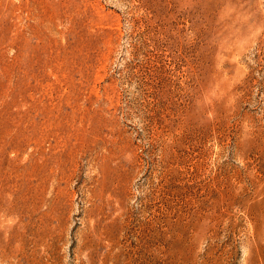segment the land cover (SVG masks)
I'll return each instance as SVG.
<instances>
[{"label": "rangeland", "instance_id": "rangeland-1", "mask_svg": "<svg viewBox=\"0 0 264 264\" xmlns=\"http://www.w3.org/2000/svg\"><path fill=\"white\" fill-rule=\"evenodd\" d=\"M0 264H264V0H0Z\"/></svg>", "mask_w": 264, "mask_h": 264}]
</instances>
